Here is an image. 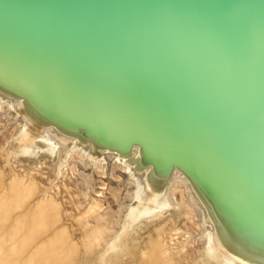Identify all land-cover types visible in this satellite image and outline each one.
I'll return each instance as SVG.
<instances>
[{
    "label": "rangeland",
    "instance_id": "374dc122",
    "mask_svg": "<svg viewBox=\"0 0 264 264\" xmlns=\"http://www.w3.org/2000/svg\"><path fill=\"white\" fill-rule=\"evenodd\" d=\"M0 92V264H219L210 263L212 258L264 264L263 196L244 193L243 186L230 178L209 175L189 161L156 154L146 145L102 137L90 126L57 114L38 95L3 77ZM9 105L23 116L25 126L10 114ZM52 126L69 138L67 142L53 140L58 147L54 161L42 163L28 149L21 150L23 132L37 144L50 139L47 130ZM165 135L174 147H187L194 154L212 158L228 175L248 186L240 178V159L226 150H212L204 141L189 144L184 136L172 132ZM136 146L142 151L132 167L139 169L143 184L158 197L148 199V192L139 191L138 198L148 200V214L122 232L130 208L140 201L134 198L137 191L124 169L115 165L117 173L114 177L109 174L115 159ZM83 147L104 157L101 166L83 167L72 159ZM105 148L112 149L116 158H108ZM33 159L35 164H30ZM184 184L194 193V201L178 194ZM161 206L167 209L153 212ZM135 212L129 216L131 223ZM17 227L19 235L30 232L35 239L42 232L52 236L54 230H62L69 243L59 246L54 258L32 262L31 254L37 248L17 242ZM205 230L210 233L209 250ZM49 251L55 253L52 248Z\"/></svg>",
    "mask_w": 264,
    "mask_h": 264
},
{
    "label": "bare ground",
    "instance_id": "6f19581e",
    "mask_svg": "<svg viewBox=\"0 0 264 264\" xmlns=\"http://www.w3.org/2000/svg\"><path fill=\"white\" fill-rule=\"evenodd\" d=\"M251 1H254L257 5L251 6L249 9H242ZM219 5L220 8L230 6L234 7L236 11L242 10L246 13H252L254 19L251 21L246 19L244 14L236 15V17L243 16V21H247V27L244 30V34L247 35L244 38L245 43L242 40L240 43L250 46L248 39L251 37L260 46L256 50L247 48L235 58L234 75H237V79H234V82L228 86L225 97H222V92H220L216 98L206 99L205 96L195 98L186 91H183V93L175 91L173 94L169 93V95L164 96V93L159 90L161 89L159 84H156V89L148 84L146 90L164 106L158 104L153 106L149 101L134 102L128 96L110 95L102 92L98 90L97 83L91 84L76 76L61 73L58 67L54 66L53 68V66L50 67L44 63L36 62L23 56L14 47L1 43L0 77L26 92L38 95L57 114L77 123L80 122L90 126L102 137H108L114 142L121 140L126 144L140 143L152 149L156 154L172 155L184 159L195 164L209 175L230 178L237 184H241L244 193L256 192L257 195L264 198V0H237L234 1L233 6H231V0H219ZM220 11L229 14V11L223 8ZM224 48L226 46L212 44L208 47L206 44H201L197 47L200 53L188 57L187 60L194 64L197 75H204L205 70L212 66L214 73L210 77L211 82H224L227 81L224 72L225 64L221 63L224 51L212 53L214 50H223ZM230 72L229 70L228 73ZM99 84L103 85L104 83L100 82ZM233 94L234 106L231 103ZM163 108H167V114L160 112ZM8 109L10 114L17 119V122L25 126L22 120L23 116L11 105L8 106ZM154 110L156 117L151 112ZM168 132L184 136L188 139L189 144L191 142L203 143L201 141H204V144L210 146L212 150H214L213 147L224 149L233 155L234 159L235 157L240 159V166L243 169L240 178L246 180L248 186L242 180L234 179L228 175L212 158L194 154L187 147H174L165 135ZM47 135L50 137L48 141L35 144V141L23 132L21 137L24 136V139L20 141L21 150L28 149L27 151H31L33 157H38L42 163L54 161L58 155V147L53 140L67 142L69 138L64 137V134L53 126L47 130ZM75 140L76 138H70L71 142ZM104 151L108 158H116L112 149L105 148ZM141 151L136 146L133 151L126 152L125 155L120 153L122 157L115 159V163H118V165L114 163V168L111 167L109 174L114 177L117 173L116 167L119 170L124 169V172L128 175V180L131 181L137 191L134 198L140 201L136 207L130 208L129 215H127L128 220L125 225L123 224L124 226L122 225V232L133 227L136 223H141L148 214L145 212L148 200L138 198L136 194L139 191L148 192V199L158 197L157 194L148 190L147 183L143 184L142 175L138 174L139 169H133L132 167L134 163L136 164ZM72 159H75L74 161L78 164L81 163L83 167L87 164L101 166L105 160L103 156L87 151L84 147L76 154L74 153ZM32 163L35 164L34 159L30 164ZM119 164H122L123 167ZM76 169L74 166L73 170ZM76 171L79 175V169ZM173 171L176 173L178 169L174 167ZM81 176H83V173H81ZM181 179L183 181V178ZM178 194L180 197L186 195L194 201V193L189 185H185V189H178ZM111 195L114 197V192ZM1 208L0 206V211ZM165 209H167L166 206H161L153 212L158 214L159 211H165ZM32 210V208H29L28 212H32ZM205 210V208H202L204 215L206 214ZM134 211L136 212L131 223L129 222L131 218L129 216ZM33 225L31 228H33ZM47 228L49 227L47 226ZM19 229V227L14 229L16 230L14 233H16L17 242L24 247L34 245L37 248V252L31 254L30 261L32 262L44 263L49 258H54L58 254L57 249L59 246L69 243L62 230H54L52 236H47L45 232H42L41 236H37L38 239H35L30 232L19 235V232H17ZM205 235L207 237V249L209 250L212 245L208 230H205ZM216 246L221 248L219 245ZM51 248L55 250L53 251L55 253L49 251ZM234 260L238 261L236 258ZM215 262L219 264L240 263H236V261L231 263L226 260L218 261L216 258H212L210 261V263Z\"/></svg>",
    "mask_w": 264,
    "mask_h": 264
},
{
    "label": "water",
    "instance_id": "95a60500",
    "mask_svg": "<svg viewBox=\"0 0 264 264\" xmlns=\"http://www.w3.org/2000/svg\"><path fill=\"white\" fill-rule=\"evenodd\" d=\"M256 5L251 1L242 9ZM220 7L219 0H0V43L134 102L164 106L146 90L148 84H159L164 96L186 91L195 98L220 92L225 97L237 79L235 58L260 46L251 37L250 46L240 43L247 21L236 15L251 21L252 13L229 6L222 7L225 14ZM201 44L226 46L212 52L224 51L226 83L211 82L212 66L197 75L187 60L200 53Z\"/></svg>",
    "mask_w": 264,
    "mask_h": 264
}]
</instances>
